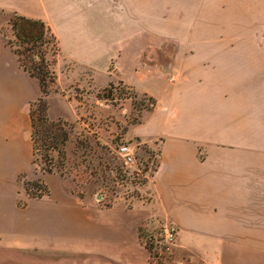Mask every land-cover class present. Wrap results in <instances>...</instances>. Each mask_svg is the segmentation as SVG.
I'll use <instances>...</instances> for the list:
<instances>
[{
    "label": "crops",
    "instance_id": "1",
    "mask_svg": "<svg viewBox=\"0 0 264 264\" xmlns=\"http://www.w3.org/2000/svg\"><path fill=\"white\" fill-rule=\"evenodd\" d=\"M0 8L50 27L72 65L56 61L61 85L117 78L152 97L125 136L159 141L149 196L131 203L81 196L56 170L42 171L30 118L38 79L0 34V264H154L141 226L159 219L175 226L184 264H264V0H0ZM165 39L176 45L155 46ZM36 178L48 192L31 196L24 180Z\"/></svg>",
    "mask_w": 264,
    "mask_h": 264
},
{
    "label": "rangeland",
    "instance_id": "2",
    "mask_svg": "<svg viewBox=\"0 0 264 264\" xmlns=\"http://www.w3.org/2000/svg\"><path fill=\"white\" fill-rule=\"evenodd\" d=\"M12 15V12L0 8V34L14 47L23 50L25 43L20 44L9 22ZM176 41L157 40L155 46H175ZM45 46L42 48H47ZM46 56L50 57V53L47 52ZM21 58L28 60L24 54H21ZM57 60L61 61L62 68L72 66L60 53ZM38 82H35L37 90ZM50 92L51 103L46 97L48 117L65 121L62 124L69 137L64 145V154H60L55 148L48 150L52 156L49 166L64 176L69 188L81 196L98 193L104 202L125 200L131 203L135 199L148 198L147 187L158 162L159 141L149 145L136 137H126L125 134L152 107L153 101L149 100V96L117 78L104 85L96 80H83L81 85L71 80L62 85L56 82ZM58 98H64L65 112L58 103ZM123 142L136 145L134 163L125 164L117 156L114 148ZM35 156L37 165H45L40 150ZM94 169L95 173L92 171ZM165 222L159 219L156 223L142 225V241L148 246L154 264H184L182 262L189 258V253L179 250L175 242L168 249H161Z\"/></svg>",
    "mask_w": 264,
    "mask_h": 264
},
{
    "label": "trees",
    "instance_id": "3",
    "mask_svg": "<svg viewBox=\"0 0 264 264\" xmlns=\"http://www.w3.org/2000/svg\"><path fill=\"white\" fill-rule=\"evenodd\" d=\"M9 22L14 36L20 41V44L25 43V46L23 50H19L9 40L7 43L17 53L23 68L38 79L40 86V94L30 103L33 161L38 164L35 155L40 150L41 157L45 162V165H40V169L46 172L52 171L53 168L49 166L52 156L48 150L55 148L60 154H64V145L69 137L67 129L63 126L65 121L52 120L47 114L46 97L57 80L55 63L57 55L60 53L59 45L55 34L41 18L14 12ZM43 45H46L45 47L49 51L47 48H42ZM47 52L50 53V57L46 56ZM21 54H24L28 60L24 61ZM149 100L153 101L152 97H149ZM92 171L96 172L95 169ZM24 186L31 196H40L48 192L47 185L40 178L24 180Z\"/></svg>",
    "mask_w": 264,
    "mask_h": 264
},
{
    "label": "built area",
    "instance_id": "4",
    "mask_svg": "<svg viewBox=\"0 0 264 264\" xmlns=\"http://www.w3.org/2000/svg\"><path fill=\"white\" fill-rule=\"evenodd\" d=\"M117 156L125 163L131 164L136 161V145L130 142H123L114 148ZM40 168L39 165H37ZM176 229L175 226L166 221L163 225V236L161 249H168L175 241Z\"/></svg>",
    "mask_w": 264,
    "mask_h": 264
}]
</instances>
